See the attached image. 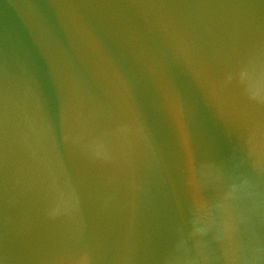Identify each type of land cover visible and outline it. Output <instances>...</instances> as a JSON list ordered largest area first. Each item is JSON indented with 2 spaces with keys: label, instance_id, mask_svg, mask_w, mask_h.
Returning <instances> with one entry per match:
<instances>
[{
  "label": "water",
  "instance_id": "1",
  "mask_svg": "<svg viewBox=\"0 0 264 264\" xmlns=\"http://www.w3.org/2000/svg\"><path fill=\"white\" fill-rule=\"evenodd\" d=\"M245 67L264 0H0V264H264Z\"/></svg>",
  "mask_w": 264,
  "mask_h": 264
},
{
  "label": "clouds",
  "instance_id": "2",
  "mask_svg": "<svg viewBox=\"0 0 264 264\" xmlns=\"http://www.w3.org/2000/svg\"><path fill=\"white\" fill-rule=\"evenodd\" d=\"M239 78L242 82L246 84V91L249 95V98L254 101H264V78L257 76L250 68L245 67L242 68L239 72ZM231 79V77H229ZM60 209L58 208L56 212ZM67 210V209H65ZM53 212V215L56 214ZM199 231L203 232L204 229H199ZM227 231L229 233H234L235 228L229 226ZM78 264H88L87 257H82Z\"/></svg>",
  "mask_w": 264,
  "mask_h": 264
}]
</instances>
